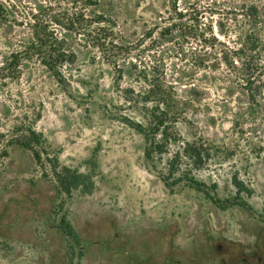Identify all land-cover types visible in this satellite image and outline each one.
I'll return each mask as SVG.
<instances>
[{"label": "rangeland", "instance_id": "1", "mask_svg": "<svg viewBox=\"0 0 264 264\" xmlns=\"http://www.w3.org/2000/svg\"><path fill=\"white\" fill-rule=\"evenodd\" d=\"M252 4L264 12V0H0V264H264V89L254 102L236 77ZM258 34L264 47V21ZM35 37L74 52L61 75L41 62L48 47L28 52ZM144 67L175 89L168 123L208 147L201 168L185 159L171 174L178 145L148 158L125 120L147 123L128 91ZM30 127L61 165L89 173L96 159L92 193L62 191L20 143Z\"/></svg>", "mask_w": 264, "mask_h": 264}, {"label": "trees", "instance_id": "2", "mask_svg": "<svg viewBox=\"0 0 264 264\" xmlns=\"http://www.w3.org/2000/svg\"><path fill=\"white\" fill-rule=\"evenodd\" d=\"M173 2L175 9H177L178 0H173ZM243 14L250 21L255 32L245 35L244 42L236 49L238 61L242 64V68L238 70L236 77L238 83L243 86L248 95L252 97L254 102H257V96L261 95L264 89V47L260 34H258L259 25L264 21V12L257 5L252 4L244 5ZM178 15L180 19L184 17L182 12H179ZM175 24L172 23V26ZM170 29L171 27H166L165 30L170 32ZM44 46L48 47V52L43 55L41 62L55 75H61V67L65 63L73 62L74 52L64 45L62 39L57 37L49 41L35 37L28 52L33 53L34 50L41 52ZM12 56L14 59L20 57L18 55ZM135 78L141 84L142 89L140 91H136L132 87L128 89L132 94L129 98L136 106L143 104L144 117L147 119V123L134 121L129 117H126L125 120L145 136L147 157L152 159L155 155L162 156L174 144L178 145V149L168 162L171 174L181 169L185 159L195 168L204 166L211 158L208 147L200 141L182 139L175 127L167 121V119H178V113L175 110L176 92L174 87L167 83L165 74L155 73V71L152 73L144 67L138 71ZM44 142L46 143V139L43 133L32 127L28 129L25 139L20 141L22 145L33 151L38 162L46 159L53 164V175L59 187L68 196H71L74 190L92 193L97 184L95 179V172L98 167L96 159L89 161L92 171L84 173L77 167L61 165L58 157L51 156L47 151ZM185 177L192 187L204 191L207 197L220 203V200L212 196L206 184L198 180L191 171ZM233 184L237 187L239 193L249 190L238 175H234ZM216 187L217 185L214 184L213 188ZM226 204H231V202L227 200Z\"/></svg>", "mask_w": 264, "mask_h": 264}]
</instances>
